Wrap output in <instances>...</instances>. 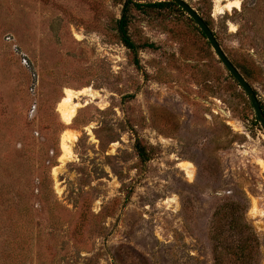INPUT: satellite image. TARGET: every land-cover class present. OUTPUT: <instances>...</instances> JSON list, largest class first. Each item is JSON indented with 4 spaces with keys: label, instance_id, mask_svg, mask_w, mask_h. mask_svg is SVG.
<instances>
[{
    "label": "rangeland",
    "instance_id": "rangeland-1",
    "mask_svg": "<svg viewBox=\"0 0 264 264\" xmlns=\"http://www.w3.org/2000/svg\"><path fill=\"white\" fill-rule=\"evenodd\" d=\"M184 1L264 107V0L223 15ZM125 2L0 0V264H212L214 210L240 193L264 264V129L247 96L177 10L129 8L131 39L152 45L136 67L115 30ZM86 88L66 125L64 91Z\"/></svg>",
    "mask_w": 264,
    "mask_h": 264
},
{
    "label": "trees",
    "instance_id": "trees-1",
    "mask_svg": "<svg viewBox=\"0 0 264 264\" xmlns=\"http://www.w3.org/2000/svg\"><path fill=\"white\" fill-rule=\"evenodd\" d=\"M130 7L136 10L183 11L171 2L139 3L126 0L115 30L120 43L130 51L135 66L139 67L138 52L144 48H152V45H136L131 39L128 33ZM261 108L264 114L262 105ZM135 149L141 163L149 160L146 149L139 142H136ZM246 213L247 202L241 193L235 199L223 198L214 210L208 233L212 264H262L261 243L254 228L247 222Z\"/></svg>",
    "mask_w": 264,
    "mask_h": 264
},
{
    "label": "bare ground",
    "instance_id": "bare-ground-1",
    "mask_svg": "<svg viewBox=\"0 0 264 264\" xmlns=\"http://www.w3.org/2000/svg\"><path fill=\"white\" fill-rule=\"evenodd\" d=\"M233 10H240V2L238 0H216L214 11L217 15H223L225 13L232 12ZM232 31L234 30L231 27ZM65 97L60 100L57 105V111L60 114L62 121L69 125L72 123L75 115L78 110L87 105L88 102H92L95 99V95L91 89L86 88L80 91H72L66 89L64 91ZM81 97H84L86 100L82 102ZM76 137L71 135L68 131H65L60 138V149L62 155L60 161L64 163L71 155V143L75 140ZM261 167L264 168L263 162L260 163ZM179 166L183 171H185L189 179L193 178V165L189 162H180ZM55 171V170H54ZM253 206V205H252ZM254 210V208L252 209Z\"/></svg>",
    "mask_w": 264,
    "mask_h": 264
},
{
    "label": "water",
    "instance_id": "water-1",
    "mask_svg": "<svg viewBox=\"0 0 264 264\" xmlns=\"http://www.w3.org/2000/svg\"><path fill=\"white\" fill-rule=\"evenodd\" d=\"M135 1L138 2L137 0ZM159 2H171L177 5L197 25L201 33L206 38L207 42L210 44L217 58L220 60L222 65L225 67V69L228 71L231 77L238 83L240 88L243 90V92L247 96L254 110L256 120L261 125V127L264 129V114H263V111L260 105V101L254 89L248 84V82L242 77V75L238 72V70L228 60V58L222 51L218 41L216 40L213 32L210 30V28L204 22V20L184 0H161Z\"/></svg>",
    "mask_w": 264,
    "mask_h": 264
}]
</instances>
